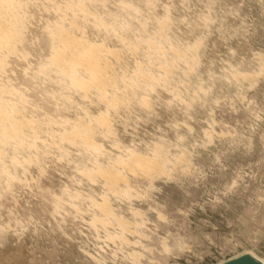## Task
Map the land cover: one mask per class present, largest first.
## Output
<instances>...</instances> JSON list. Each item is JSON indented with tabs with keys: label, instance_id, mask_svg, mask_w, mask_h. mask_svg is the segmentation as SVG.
<instances>
[{
	"label": "rangeland",
	"instance_id": "obj_1",
	"mask_svg": "<svg viewBox=\"0 0 264 264\" xmlns=\"http://www.w3.org/2000/svg\"><path fill=\"white\" fill-rule=\"evenodd\" d=\"M2 1L0 264L264 261V0Z\"/></svg>",
	"mask_w": 264,
	"mask_h": 264
},
{
	"label": "bare ground",
	"instance_id": "obj_2",
	"mask_svg": "<svg viewBox=\"0 0 264 264\" xmlns=\"http://www.w3.org/2000/svg\"><path fill=\"white\" fill-rule=\"evenodd\" d=\"M2 1V0H0ZM6 1V0H5ZM8 3V2H7ZM0 4H3V1L0 2ZM3 6V5H2ZM4 9V8H3ZM59 28V26H58ZM8 29V28H7ZM54 31V30H53ZM65 32V30H64ZM61 30V27L59 28L58 31H56L57 34H55V36L57 35L58 39L60 40L62 43V50H59L58 53H56V57L54 58L57 62L59 61L58 65L60 67V69L62 70H77V69H81L82 71L84 70L85 73L87 72L88 74H90L93 79L98 83V85H101L104 82V77L101 74L104 69H106V64L104 63L103 59H102V55L101 52H99V48H91L92 46H90V49L87 47V49H85L83 47L82 44V48L83 50H81V43L80 41H73L72 39H70L69 36H67L66 33H64ZM52 33V32H51ZM5 40V39H4ZM9 42V41H8ZM7 41H2V39L0 38V47H2L3 45H8ZM60 43V44H61ZM80 43V44H79ZM86 46V45H84ZM89 46V45H88ZM70 51H72L70 53ZM83 51V52H82ZM81 52V53H80ZM70 53V54H69ZM104 53V52H103ZM114 53V52H113ZM111 54V53H110ZM112 55V54H111ZM158 55V53H157ZM161 55V54H160ZM159 55V56H160ZM114 56V55H113ZM54 61V60H53ZM55 62V61H54ZM56 63V62H55ZM57 65V63H56ZM57 65V66H58ZM59 69V70H60ZM61 71V70H60ZM63 71V72H64ZM79 71V70H78ZM58 72V71H57ZM75 72V71H74ZM139 77H141V81L144 80L143 82H146L147 79H150L146 76L140 75ZM140 79V78H139ZM102 93V92H101ZM104 93V92H103ZM105 94V93H104ZM6 113V111H5ZM1 114V113H0ZM5 120V119H3ZM6 121V120H5ZM9 121V120H8ZM11 124V123H10ZM30 125V124H29ZM4 126V125H3ZM1 128V127H0ZM19 128V127H18ZM8 129V128H5ZM9 130V129H8ZM29 130V129H28ZM18 132L17 130V123H13L11 124V133H16ZM10 136V135H7ZM13 136V135H12ZM12 138V137H11ZM80 140L82 142V144L84 145H88L90 142L83 138L80 137ZM136 159V158H135ZM138 159V158H137ZM136 159V160H137ZM142 159V158H141ZM119 166V165H118ZM114 181H112L113 184ZM105 211H108V209L106 208ZM251 254L253 256H255L252 253H248ZM244 255V254H243ZM256 258H258L257 256H255ZM259 259V258H258ZM231 260V259H230ZM260 261H262V263L264 264V261L262 259H259ZM226 262V261H225ZM224 263V262H223Z\"/></svg>",
	"mask_w": 264,
	"mask_h": 264
},
{
	"label": "water",
	"instance_id": "obj_3",
	"mask_svg": "<svg viewBox=\"0 0 264 264\" xmlns=\"http://www.w3.org/2000/svg\"><path fill=\"white\" fill-rule=\"evenodd\" d=\"M221 264H263L258 258L251 254H244Z\"/></svg>",
	"mask_w": 264,
	"mask_h": 264
}]
</instances>
